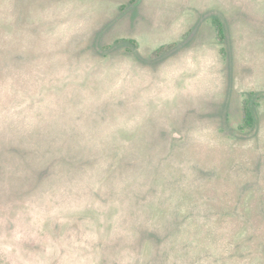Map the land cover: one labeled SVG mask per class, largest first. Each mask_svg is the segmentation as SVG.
Here are the masks:
<instances>
[{"label": "rangeland", "instance_id": "rangeland-1", "mask_svg": "<svg viewBox=\"0 0 264 264\" xmlns=\"http://www.w3.org/2000/svg\"><path fill=\"white\" fill-rule=\"evenodd\" d=\"M0 264H264V0H0Z\"/></svg>", "mask_w": 264, "mask_h": 264}, {"label": "trees", "instance_id": "trees-1", "mask_svg": "<svg viewBox=\"0 0 264 264\" xmlns=\"http://www.w3.org/2000/svg\"><path fill=\"white\" fill-rule=\"evenodd\" d=\"M213 23L216 26L218 40L220 42H225L227 39V29L224 20L220 17H214ZM179 47V44L176 42L165 44L160 46L153 53V56L158 58H165L166 56L175 52ZM257 106H260V103L252 104L249 99H246L243 106L244 112V121L241 125L242 129H254L257 123V117L255 109Z\"/></svg>", "mask_w": 264, "mask_h": 264}]
</instances>
